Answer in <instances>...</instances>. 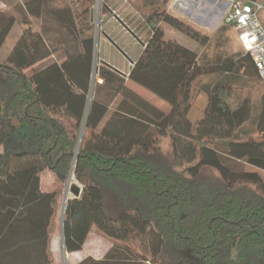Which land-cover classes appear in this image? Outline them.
I'll return each mask as SVG.
<instances>
[{
    "label": "trees",
    "instance_id": "trees-1",
    "mask_svg": "<svg viewBox=\"0 0 264 264\" xmlns=\"http://www.w3.org/2000/svg\"><path fill=\"white\" fill-rule=\"evenodd\" d=\"M85 1L76 17L67 8L43 10L48 29L25 24L0 60V264H52L51 229L70 170L81 191L64 208L65 252L80 251L92 227L115 243L102 260L84 264H264V184L256 173L230 167L244 163L264 172V85L251 57L241 51L199 64L195 51L167 40L161 26L201 47L208 38L162 3L144 16L150 36L128 75L102 65L93 83L94 0ZM14 24L0 11V49ZM69 39L73 49L60 63L27 73ZM214 74L258 85V101L253 84L224 76L204 81ZM128 81L170 111L150 105ZM201 92L226 135L211 122L188 119ZM161 139L170 148L165 162L155 159ZM46 173L51 192L41 189ZM140 236L152 237L150 257L126 246Z\"/></svg>",
    "mask_w": 264,
    "mask_h": 264
},
{
    "label": "rangeland",
    "instance_id": "rangeland-1",
    "mask_svg": "<svg viewBox=\"0 0 264 264\" xmlns=\"http://www.w3.org/2000/svg\"><path fill=\"white\" fill-rule=\"evenodd\" d=\"M83 0H0V11L6 16L12 17L15 21L14 26L9 32L0 49V60H3L16 44L20 37L25 24L31 27L33 31L41 29L42 26L48 29L47 20H43L40 16L43 10L46 11L67 8L70 9L74 17L80 15L81 11L88 5ZM231 0H180L174 3L171 0H94L89 10V22L94 32V57L91 72V79H97V70L102 65L114 69L116 73L127 76L132 64L141 55L143 51V43L150 36V27L144 21V16L153 12L159 5L164 4V10L192 29L199 31L203 36L208 38V42L201 47L179 32L174 31L165 26H161L165 32V38L175 42L181 46L189 48L197 54L199 64H212L215 61L224 60L232 57L235 53L241 52L242 48L238 41L237 32L233 27H229L224 22V15L228 10ZM264 3V0H259ZM45 14V13H44ZM88 17V16H87ZM86 17V19H87ZM259 22L264 28V13L259 14ZM74 42L69 39L65 45H58L56 53L52 58H48L41 62L38 66H34L27 70L28 74L37 71L39 67L47 66L51 62L64 59L65 52L72 51ZM221 74H214L205 77L206 83H213L216 79H222ZM98 80V79H97ZM234 83L251 86L253 104H256L262 88L239 76L232 77ZM92 83L88 92L89 101L92 100L96 93L95 84ZM263 85L264 83L261 82ZM126 86L150 105L154 106L164 114L170 111V106L145 89L127 82ZM104 91V90H103ZM209 104L208 96L205 92H201L197 98L194 107L188 114V119L193 125L207 124L211 122L215 128L217 135H226L225 128L222 127V121L218 117L208 114L207 107ZM115 104L110 106V111L114 110ZM254 111V110H253ZM105 119L101 122L97 131L104 126ZM221 123V124H220ZM169 143L166 139H161L158 143V153L156 160L165 162L169 158ZM230 167L235 171H243L246 173H256L264 184V172L249 167L244 163L230 162ZM68 176L63 185L59 188L60 196L58 198V207L56 217L51 229L49 242V253L52 258L53 253L58 259L56 264H84L87 258L98 261L102 260L105 254L115 245L114 241L102 236L95 227H92L85 240L84 247L73 255H66L61 242V218L64 208L68 200L73 196L69 189L72 186H81L76 182L72 174L71 182L68 183ZM203 177L212 179L209 172H205ZM256 187L253 186V189ZM41 189L44 192L53 190V182L50 174L46 173L41 180ZM256 190V189H255ZM53 243H52V241ZM152 237H137L130 239L126 246L133 249L139 255L150 257V244ZM52 243V244H51ZM70 254V253H69ZM52 264H54L52 259Z\"/></svg>",
    "mask_w": 264,
    "mask_h": 264
},
{
    "label": "built area",
    "instance_id": "built-area-1",
    "mask_svg": "<svg viewBox=\"0 0 264 264\" xmlns=\"http://www.w3.org/2000/svg\"><path fill=\"white\" fill-rule=\"evenodd\" d=\"M171 1L178 3L180 0ZM260 13H264V3L259 0H231L224 22L236 30L242 51L251 57L264 83V28L259 22Z\"/></svg>",
    "mask_w": 264,
    "mask_h": 264
},
{
    "label": "water",
    "instance_id": "water-1",
    "mask_svg": "<svg viewBox=\"0 0 264 264\" xmlns=\"http://www.w3.org/2000/svg\"><path fill=\"white\" fill-rule=\"evenodd\" d=\"M80 135H81V133H80ZM80 135H79V138H80ZM79 140L80 139H78V143H79ZM76 157V155H74V158ZM70 173H72V170H70ZM69 191H70V193L72 194V196L74 197V198H76V197H78L79 196V194H80V188L79 187H77V186H72V187H70V189H69ZM64 211V210H63ZM63 215H64V212L62 213V218H61V230H60V232H61V242H62V223H63ZM63 245V244H62ZM64 253H65V251H64Z\"/></svg>",
    "mask_w": 264,
    "mask_h": 264
},
{
    "label": "crops",
    "instance_id": "crops-1",
    "mask_svg": "<svg viewBox=\"0 0 264 264\" xmlns=\"http://www.w3.org/2000/svg\"><path fill=\"white\" fill-rule=\"evenodd\" d=\"M50 58H52V56H51ZM127 75H128V74H127ZM124 76H125V75H124ZM99 82H100V81H99ZM51 241H52V239H51ZM52 243H53V241H52ZM52 243H51V244H52ZM84 244H85V243H84ZM84 244H83L82 247H84ZM65 253H66V252H65ZM75 253H77V252L70 253V254H69V253H66V255H70V256H71V255H73V254H75ZM55 257H56V255L53 253L52 259H53L54 264H56L57 261H58V259H56ZM56 260H57V261H56Z\"/></svg>",
    "mask_w": 264,
    "mask_h": 264
},
{
    "label": "bare ground",
    "instance_id": "bare-ground-1",
    "mask_svg": "<svg viewBox=\"0 0 264 264\" xmlns=\"http://www.w3.org/2000/svg\"><path fill=\"white\" fill-rule=\"evenodd\" d=\"M71 179H72V173H69V176H68V183L71 182Z\"/></svg>",
    "mask_w": 264,
    "mask_h": 264
}]
</instances>
